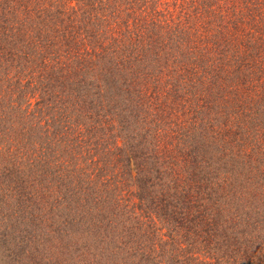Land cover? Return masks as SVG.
<instances>
[{"label":"trees","instance_id":"16d2710c","mask_svg":"<svg viewBox=\"0 0 264 264\" xmlns=\"http://www.w3.org/2000/svg\"><path fill=\"white\" fill-rule=\"evenodd\" d=\"M0 249L264 264V0H0Z\"/></svg>","mask_w":264,"mask_h":264},{"label":"rangeland","instance_id":"374dc122","mask_svg":"<svg viewBox=\"0 0 264 264\" xmlns=\"http://www.w3.org/2000/svg\"><path fill=\"white\" fill-rule=\"evenodd\" d=\"M166 2H167V1H165V3H166ZM1 251H2V249H0V264H4V262H5L6 259H3L4 257L1 256Z\"/></svg>","mask_w":264,"mask_h":264}]
</instances>
